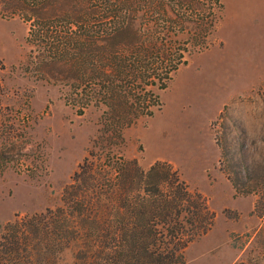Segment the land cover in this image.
<instances>
[{
	"label": "rangeland",
	"instance_id": "1",
	"mask_svg": "<svg viewBox=\"0 0 264 264\" xmlns=\"http://www.w3.org/2000/svg\"><path fill=\"white\" fill-rule=\"evenodd\" d=\"M22 3L0 0V240L21 217L65 211L83 234L56 222V239L77 240L52 264H84V191L108 182L101 166L166 161L216 215L185 264H264V0L138 1L133 16L169 20L154 27L185 61L122 138L28 42Z\"/></svg>",
	"mask_w": 264,
	"mask_h": 264
},
{
	"label": "trees",
	"instance_id": "2",
	"mask_svg": "<svg viewBox=\"0 0 264 264\" xmlns=\"http://www.w3.org/2000/svg\"><path fill=\"white\" fill-rule=\"evenodd\" d=\"M138 1L22 3L28 42L49 63L64 68L60 75L72 79L84 107L93 101L106 106L104 127L119 138L140 116L153 113L159 100L152 87L166 88L185 61L182 49L154 27V22L167 26L169 20L139 22L133 16ZM158 7L166 11L163 4ZM101 173L108 182L84 191V264H185L189 243L215 221L206 196L191 190L166 161L145 169L137 160L121 158L116 166L102 165ZM56 214L48 209L8 223L0 240V264L55 263L56 253L83 234L70 224L72 216L61 211L56 219ZM56 222L72 229L77 239H56Z\"/></svg>",
	"mask_w": 264,
	"mask_h": 264
}]
</instances>
